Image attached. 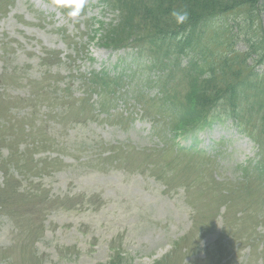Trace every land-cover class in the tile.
I'll return each mask as SVG.
<instances>
[{
    "label": "rangeland",
    "instance_id": "1",
    "mask_svg": "<svg viewBox=\"0 0 264 264\" xmlns=\"http://www.w3.org/2000/svg\"><path fill=\"white\" fill-rule=\"evenodd\" d=\"M3 10L0 264H264V12L231 32L228 49L241 57L245 86L231 97L220 80L201 86L209 106L200 111L209 112L197 135L196 148L206 151L200 155L183 151L189 138L181 144L172 137L176 120L166 110L179 91H189V71L146 66L155 57L150 48L131 37L119 42L112 23L118 14L103 0H86L74 18L47 0H8ZM218 24L193 42L183 33L170 42L215 67L224 52ZM210 39L212 53L201 54ZM23 104L32 106L30 121L9 113L25 110ZM128 105L143 108L145 118H126ZM217 106L241 112L257 148ZM24 124L38 130L15 142L13 130ZM27 145L35 150L25 151ZM158 149L169 161L176 151L183 154L176 161H187L183 171L167 169L171 188L139 173ZM120 151L131 153L128 163Z\"/></svg>",
    "mask_w": 264,
    "mask_h": 264
},
{
    "label": "trees",
    "instance_id": "2",
    "mask_svg": "<svg viewBox=\"0 0 264 264\" xmlns=\"http://www.w3.org/2000/svg\"><path fill=\"white\" fill-rule=\"evenodd\" d=\"M119 2V3H118ZM118 14V28L120 31H126L129 34H139L142 39H147L153 47H161L163 37L173 39L177 35L183 33V37L187 38V42H193L198 35H205V27L208 24L229 21L232 15L235 16L234 23L240 16L245 17L249 21H253L254 14L264 12V0H150L145 3L143 0H119L114 7ZM173 10L187 11L189 14L188 20L177 25L170 13ZM168 16L169 19H165ZM225 33L221 48L223 62H215V67H211V81L220 80L223 86L227 84L232 88L230 92L234 93L237 90L235 84L244 83L243 77L238 73L241 64L238 56L235 53H229L231 43V33L229 25L218 24ZM153 26L157 31L142 30L145 27ZM183 31L178 32L171 29ZM216 33L213 32L211 39ZM207 42V49L202 50L201 54H210L213 49L210 47V41ZM158 49V48H157ZM232 81L233 83H228ZM227 88V86H226ZM261 122L264 125V102L262 107ZM264 130V127H263ZM264 133V131L262 132Z\"/></svg>",
    "mask_w": 264,
    "mask_h": 264
},
{
    "label": "clouds",
    "instance_id": "3",
    "mask_svg": "<svg viewBox=\"0 0 264 264\" xmlns=\"http://www.w3.org/2000/svg\"><path fill=\"white\" fill-rule=\"evenodd\" d=\"M51 2L55 7L68 9L67 14L74 18L80 15L86 0H51ZM170 15L177 25L185 23L189 18L188 12L183 10H173Z\"/></svg>",
    "mask_w": 264,
    "mask_h": 264
}]
</instances>
